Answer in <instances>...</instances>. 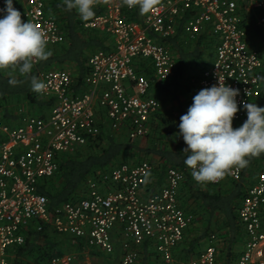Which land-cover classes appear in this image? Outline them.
<instances>
[{
  "label": "built area",
  "instance_id": "obj_1",
  "mask_svg": "<svg viewBox=\"0 0 264 264\" xmlns=\"http://www.w3.org/2000/svg\"><path fill=\"white\" fill-rule=\"evenodd\" d=\"M54 1L59 0H20L23 20L42 29L48 45L65 41ZM96 8L103 12L84 28L109 35L113 50L90 56L82 84L68 69L40 73L47 90L38 95L52 102L44 117L24 108L13 123L0 116V264H12L9 251L26 243L32 226L81 239L106 256H119L120 264H136L144 245L160 255L162 264H217L215 235L195 258L175 254L193 222L179 200L191 175L188 167H168L162 185L149 187L154 174L149 161L122 163L91 177L80 198L54 210L39 189L58 172L64 154L85 148L106 132L126 134L133 142L148 139L161 104L153 93L154 80L138 67L149 61L147 67L158 82L173 76L176 61L163 41L176 35L183 21L191 37L209 30L217 38L213 62L203 71L198 92L219 78L239 90L238 107L241 101H264V50L250 41L255 33L264 37V0H160L147 16L122 6L121 0H100ZM250 25L256 31L251 32ZM246 119L241 107L233 127ZM241 177L242 169L234 168L211 184ZM238 217L245 242L236 264H264V168L248 184ZM73 261L71 256H56L46 264Z\"/></svg>",
  "mask_w": 264,
  "mask_h": 264
},
{
  "label": "trees",
  "instance_id": "obj_2",
  "mask_svg": "<svg viewBox=\"0 0 264 264\" xmlns=\"http://www.w3.org/2000/svg\"><path fill=\"white\" fill-rule=\"evenodd\" d=\"M52 7L54 11H57L65 41L48 45L53 55L47 61H39L37 65H34L28 76H21L18 69L9 68L0 71V116L6 123L17 121L19 118L17 111L25 104L28 112L42 117L49 111L52 102L40 98L37 93L31 91L32 76L39 78L40 73L50 69L70 67L75 69L73 74L76 82L82 84L89 73L90 56L97 50H113V39L94 29L84 28L90 20H81L75 9L68 11L63 0L54 1ZM15 8L19 10L18 6ZM102 12V8H95L94 17ZM136 13L139 15L138 7ZM22 21H24L23 18ZM163 44L172 52L177 65L175 73L169 80L164 82L155 80L152 77L151 66L147 67L149 61L138 67L141 73L154 80L153 93L161 104L160 111L151 120V133L148 136L147 145L142 147L139 142L142 140L130 141L126 134L117 135L106 132L85 148L72 154H64L61 157L58 172L45 179L39 189V193L49 199L52 210L80 198L91 177L105 174L122 163H137L149 159L152 165L154 162L158 164V166L153 165V180L149 187L162 185L168 167L182 169L187 167L183 163L186 156L183 149L186 145L179 136L178 125L180 117L186 113L193 97L198 93V83L203 71L213 62L217 38L210 34L209 30L191 37L184 32L183 21L176 35L165 39ZM12 78L19 80L20 83L11 85L9 80ZM169 102H175L177 110L165 112L163 109L161 111L162 106ZM256 104L264 107L263 100H258ZM174 121L177 123V130L173 126ZM156 158L157 161L154 160ZM249 160L248 166L242 169V177L238 181L228 178L219 184H197L192 176L187 174L186 181L181 187L180 204L188 214L193 215L191 225H199L206 221L204 236H209V230L212 228H216L220 233L225 254L221 258L217 254V264H236L244 247L245 232L239 223L238 211L247 194L251 179L264 168V154L251 157ZM35 228L36 226L31 227L24 245L12 247L9 251L12 264H46L49 259L62 254V242L56 238L58 233L49 230L48 226H44L42 231H37ZM73 239L77 241V251L80 254L87 251L83 240L72 237ZM198 243L199 241L191 242L189 245L184 244L180 250L177 248L176 256H194ZM141 251L136 264H157L158 262L162 264L160 255L148 245L142 246ZM91 253L102 255L96 251ZM105 258L109 261L111 256H105Z\"/></svg>",
  "mask_w": 264,
  "mask_h": 264
},
{
  "label": "clouds",
  "instance_id": "obj_3",
  "mask_svg": "<svg viewBox=\"0 0 264 264\" xmlns=\"http://www.w3.org/2000/svg\"><path fill=\"white\" fill-rule=\"evenodd\" d=\"M100 0H63L68 11L76 10L83 21L95 16ZM107 2V0H105ZM160 0H121L129 9H139L141 16L152 13ZM45 32L31 21H22V14L14 7V0H4L0 8V71L18 69L21 76L31 74L34 62L47 61L52 55ZM13 86L20 83L12 78ZM32 92L43 94L47 85L32 76ZM239 90L218 78V83L201 89L185 114L180 117L179 136L186 147L184 165L198 184L222 180L232 169H244L251 157L264 154V107L256 103L240 102L247 119L238 127L233 120L238 107Z\"/></svg>",
  "mask_w": 264,
  "mask_h": 264
},
{
  "label": "rangeland",
  "instance_id": "obj_4",
  "mask_svg": "<svg viewBox=\"0 0 264 264\" xmlns=\"http://www.w3.org/2000/svg\"><path fill=\"white\" fill-rule=\"evenodd\" d=\"M17 6H18V9H20V0L18 1ZM22 6H24V1H22ZM255 34L257 35V39L259 38L258 41L261 44H263L264 43V37L258 35L257 33H255ZM68 70H70L74 73L75 69L69 67ZM175 106H176L175 102L165 103L162 106L161 111L163 109L165 112H168V110H171V111H173L174 109L177 110ZM23 108L25 110H27V105L25 104V106ZM173 126L176 129L177 123L176 122L173 123ZM139 142H140V145L142 147H145L147 145V140L139 141ZM141 159H144V158H141ZM148 160H146V161H148ZM154 160L157 161L158 159L156 158ZM154 164H155V166H158V164H156L155 162H154ZM214 219H216V218H214ZM205 224H206V221L201 222L199 225L198 224L191 225L190 230L186 233L185 239H184L183 243L178 247V250H180L181 249L180 247L183 246L184 244L189 245L191 242L199 241L198 245L195 248V254L197 252H200V253L197 255L194 254V256H191V257L195 258L205 251L207 246L210 244L211 237L213 235H215L216 236L215 245L217 247V254H218V257L221 258L223 256V254H225V251H224L225 246H224L222 239L220 238V233H219V231L216 230V228L215 229L212 228L211 230H209L210 235L204 236L203 233H204L205 228H206ZM76 253H77L75 256L76 258L72 264H120L119 256L111 257V259L109 261H107L106 258L103 257L105 255H103V256H101V255H88V253H83L80 255V254H78V252H76ZM157 264H159V262Z\"/></svg>",
  "mask_w": 264,
  "mask_h": 264
},
{
  "label": "crops",
  "instance_id": "obj_5",
  "mask_svg": "<svg viewBox=\"0 0 264 264\" xmlns=\"http://www.w3.org/2000/svg\"><path fill=\"white\" fill-rule=\"evenodd\" d=\"M250 30H251V32H253V30H255L254 29V27H253V25H250ZM253 29V30H252ZM259 38L257 39V37H255V34L253 35V37H251V44H253L255 47H263L262 49L264 50V43L263 44H261L259 41ZM37 231H42V230H39L37 227L35 228ZM49 230H52L53 232H55L52 228H50ZM57 233V232H56ZM72 237L73 236H71V235H66V234H62V235H60L59 233L58 234H56V238H57V240H59L60 242H62V247H61V249L63 250V252H62V254H60L59 256H71V257H73L74 258V260H75V256H76V252H78V254H80L79 253V251H77V241H75L74 239V241L72 240ZM63 242H65V243H63ZM85 247L87 248V251H85V252H83V253H88V255H93L92 253H91V251H96V252H98V253H101L102 255L101 256H103L104 254L101 252V251H99V250H96V249H91V248H89L86 244H85ZM81 255V254H80ZM106 256V255H105ZM105 256H103L104 258H105ZM111 259V258H110ZM74 262V261H73Z\"/></svg>",
  "mask_w": 264,
  "mask_h": 264
}]
</instances>
